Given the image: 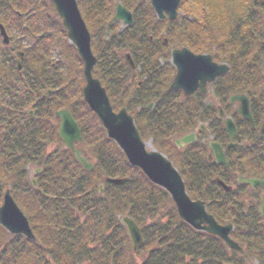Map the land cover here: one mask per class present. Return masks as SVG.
I'll return each instance as SVG.
<instances>
[{"label":"trees","instance_id":"obj_1","mask_svg":"<svg viewBox=\"0 0 264 264\" xmlns=\"http://www.w3.org/2000/svg\"><path fill=\"white\" fill-rule=\"evenodd\" d=\"M118 1L134 13L135 21L106 47L109 50L97 57V77L106 87L113 109L126 108L141 138H151L157 151L176 161L175 166L189 196L206 202V176L202 165L194 164L192 159L191 164L180 163L176 157L177 150L167 149L173 135L194 126V123H188L187 117L192 101H179L175 92L167 91L168 82H158L157 88L147 85L141 89L136 87L139 90L135 92V83L127 80L122 71L123 60L119 52L127 50L145 75L151 76L158 71L163 77L159 55L184 46L192 52L211 54L214 61L229 66V73L218 81L264 82V72L259 69L262 63L255 62L264 56V44L260 43L259 35L253 33V27L258 34L260 31L264 33L262 18H258L255 11L248 10L250 0H240L237 16L229 11L228 0H217L219 6L216 8L206 3V18L195 13L191 15V23L187 21L185 25L178 26L176 22L163 23L155 19L147 0ZM18 2L30 5L37 0ZM117 2L77 0L86 26L92 32V43L96 38L94 31L109 23ZM13 7L11 11L15 9ZM63 34L66 37L64 30ZM191 34H195L194 42H190ZM199 43H203L202 49L198 47ZM68 47L70 54H76L72 46ZM43 49L48 50L47 47ZM153 52L155 56L150 55ZM41 56L43 53L36 59H42ZM79 74L82 75L81 71ZM61 100L65 102L61 106L50 101L42 102L43 105L39 104L34 115L29 117L31 119H16L12 113V119L6 125L7 138L19 152V161L12 170L2 166L0 180L5 185H13L20 197H26V205L19 201L18 205L34 229V240L20 236H11L5 242L2 239V264H253L256 260L264 264V231L232 234L231 237L243 247V252L237 254L229 251L220 239L193 230L180 220L169 196L150 183L140 170L129 166L83 102L80 88ZM150 103L153 107L147 109ZM83 107L86 112H83ZM57 108L69 110L81 128V144L90 156L96 158L91 171H85L69 150L52 155L44 153L45 143L59 141L57 118L53 116ZM40 110L42 114L36 117ZM21 136L27 139L23 146L31 149L33 155L23 152L24 147L19 145ZM201 146L193 149L199 156L195 158H202ZM11 154L9 149L0 150V160L5 162L6 155ZM33 161L41 169L34 177L35 186L24 178L23 173L26 162ZM107 176L127 181L105 185L103 194L98 196V186L103 184L101 178ZM36 215L38 222L34 223ZM123 216L131 218L141 230L144 240L138 251L141 256L131 250L126 230L118 221ZM159 217L166 219L162 222Z\"/></svg>","mask_w":264,"mask_h":264},{"label":"flooded vegetation","instance_id":"obj_2","mask_svg":"<svg viewBox=\"0 0 264 264\" xmlns=\"http://www.w3.org/2000/svg\"><path fill=\"white\" fill-rule=\"evenodd\" d=\"M147 2L152 9L151 2L149 0ZM252 4L253 7L257 5L260 7L261 5L262 9L264 8V1L259 2L258 0L257 3L252 1ZM177 12H180L179 8ZM130 14L132 15L130 24L126 25L121 20L109 23L112 26L115 23L123 25L124 29L122 32L116 33V38L120 34H124L134 23L135 15L131 10ZM163 16L164 18L156 16V19L160 22H176V20H168L170 18L165 12H163ZM261 18L264 23V12L261 14ZM17 20H21V18L16 15L14 22ZM188 20L190 21L192 18L188 17ZM3 24L0 16V27L4 28L8 36L7 45L2 41L3 37L0 29V42L7 49V52L0 53V62L5 68H8V72L16 73L20 71L18 63H20V60L25 59V54L24 52H18V46L13 49L9 46L11 43L10 33L16 32L17 24H12L11 29L5 28ZM22 28H26V26L23 25ZM30 29L32 30V25L31 28L29 27ZM112 39V42L106 43L104 41V43L110 44L116 40L114 36L111 37ZM165 43H167L166 40ZM119 55L120 59L123 60L122 69L125 68L129 72L131 71L129 81L137 82V84L135 83V92L144 85L157 88L158 82H164L165 84L168 82L166 84L167 91L169 93L175 92L179 97V101L184 102V99L192 101L190 114L187 117L188 123L190 125L194 123V126L188 131H181L173 135L170 139L171 145L167 149L173 151L175 148L177 150L176 157L180 163H190L192 159L194 164L199 163L202 165L206 176V186L204 188L206 192V212L213 216L219 225H230L231 236L236 233L247 234L264 231V82L218 81L219 78L229 73V66L226 65L227 71L224 74L219 75L213 82L206 84L205 93H201L196 88L191 95L185 96L182 90L169 91V86L176 75V68H174L171 61L170 64H165L166 68L161 67L164 70L163 77L160 74L158 75V71L148 76L141 70V77L143 78L141 81L139 69L138 73L135 69L131 70L135 66V62L129 52L124 54L119 52ZM126 55L129 56L132 67L126 61ZM150 55L155 56V52ZM29 59L33 60L32 57H29ZM258 59H255V62L263 64L259 69L264 72V56ZM97 63L98 59L96 57ZM215 63L218 65L226 64L216 61ZM0 84L3 86V81L0 80ZM136 87L139 89H136ZM104 89L108 96L106 87ZM205 95L206 97H204ZM203 98H206V105ZM134 99H137V97H134ZM109 101L112 104L110 98ZM152 107L153 104L150 103L147 109H152ZM123 109L126 110V108ZM119 110H114V112L117 113ZM126 112L129 114L127 110ZM161 116L162 114L158 117ZM203 122H206V127L202 125ZM188 136H192L193 140L187 144L182 143L181 140ZM147 140L142 139L144 143ZM149 140L152 142L151 138ZM200 145H202L200 149L201 159L195 158L196 155L198 156V152L193 151ZM157 152L170 161L177 170L175 160H170L164 152ZM187 195L189 196L188 193ZM190 199L195 200L191 197ZM255 263H258V261L256 260Z\"/></svg>","mask_w":264,"mask_h":264},{"label":"rangeland","instance_id":"obj_3","mask_svg":"<svg viewBox=\"0 0 264 264\" xmlns=\"http://www.w3.org/2000/svg\"><path fill=\"white\" fill-rule=\"evenodd\" d=\"M12 1L13 2L11 4L1 1L0 16H1V20L4 23L3 24L4 27L7 29H11L12 24H17V29L15 32L16 34L10 33L11 36L9 37L11 43L9 46L11 49L18 46V52H24L25 59L21 60L20 63H18L20 67L22 65V69L16 73H12L11 71L8 72L7 71L8 68H5V66L2 65V63L0 62V71H1L0 80L3 81V86L0 84V150L7 151L9 149L10 152L12 153L11 155H6L5 162H3V160H0V168L3 166L6 170H12V168L14 167L13 165L16 163V161H19L17 160L19 156V152L12 146L11 141H9L7 138L8 127L6 125L8 124V120L12 119V115L14 114L16 119L19 118L31 119L29 117H32L34 115V112L37 110L36 108L38 106L43 105L42 102L50 101L52 103H57L59 104V106H61L62 102H64V100H61L62 98L67 97L71 93V91H76L79 88L82 90L85 84L82 75L80 76L79 74V71H82V64H80V59L78 60L77 58L79 57H76L75 56L76 54H73V52L70 54L71 49L69 50L68 46H71V43L70 41H68L66 37H64L63 34L64 29L62 27L61 20L55 13L53 7L51 6L50 1L37 0L35 4H30V5L20 4L18 0H15V2L14 0ZM115 1L117 2L118 0ZM252 1L253 0L249 1L248 10L255 11V13L258 14L259 16L258 18L261 19V14L264 12V8L262 9L261 5L260 7L258 5L256 7H253ZM260 1H264V0H259V2ZM228 2H229L228 4H230L229 11L233 13L235 12L237 16L240 0H236L233 2L231 0H228ZM17 3H19V5H15ZM206 3L214 6V8L219 6L217 0H207V2L206 0H182L181 6L178 7L180 11L178 12V16L176 17L178 19L174 18L168 20L171 21L176 20V24L180 26V25H185L188 20V17L195 13L198 16H202V18H206ZM12 5H14L15 9L11 11ZM15 13L21 15V20H17L16 22H14L16 19ZM154 17L156 19V15H154ZM165 22L167 21H164L163 23ZM189 22L191 23L192 20H190ZM240 24L241 23H238V25ZM23 25H25L26 28H22ZM31 25L32 28H34L33 30L34 32H32L31 29L29 30V27L31 28ZM101 27L102 28H99L98 31H94V33L96 34V38H95V43L94 42L92 43L91 50L95 57H98L102 53H104V51L109 50V48L106 47L108 45L113 44V43L105 44L104 41L108 40L114 33L122 32V30L124 29L121 23H115L114 26L108 23L107 25H103ZM253 29H254L253 33L259 35L258 39L261 41L260 43L263 45L264 33L260 31L258 34V31H256L254 27ZM177 33L180 34L178 30ZM191 37L192 40L190 42L192 41L194 42L196 39L195 34H191ZM117 39L118 38H116V40ZM202 44L203 43H199L198 45L200 49H202ZM43 47H47L48 50H44ZM183 47L184 46L176 49H182ZM0 49H1L0 53L7 52V49H5V45H3L1 42H0ZM125 52L127 53L128 51L127 50L120 51V54H124ZM40 53L41 54L43 53V56H41L42 59H36V56H39ZM96 53L99 54L96 55ZM171 53L172 52L169 51V53L163 52L162 55H159L158 58L159 66L163 67L162 65L165 66V64L168 63L170 64ZM194 53L196 55L202 54L196 52ZM205 54L206 53H204L203 55ZM29 57H32L33 60L29 59ZM107 60H108L107 63L110 64L109 58H107ZM35 63H38V66H36ZM97 67L98 65L95 63L94 68ZM94 68H93L94 70L93 76L98 79L97 72L95 71L96 69ZM148 68L149 67H146L147 70ZM138 69L140 73V80L142 81L143 78L141 77L140 67L137 66V69L135 71L136 73H138ZM122 71H124L126 79L129 80L131 71L129 72L126 69L124 70L122 69ZM133 82L137 84V82L135 81ZM204 97H206V95ZM203 100H205V105H206V98H203ZM61 109L62 108H57L56 110H54V112L59 111ZM82 109L83 112H86V109L84 107ZM54 112H53V116L55 115ZM40 114H42L41 110L38 112V115L35 116L40 117ZM55 124L59 129L60 121L58 118L56 119ZM202 125L206 127V122H203ZM26 140H27L26 138H23V136H21V142L19 143V145L24 147L23 152L28 151L29 154L33 155L31 149H25L26 145L23 146ZM145 143H146V149L148 151L152 150L151 149L152 142L148 139ZM44 145L45 147H43V150L46 155H52L57 152L67 150L65 144L60 139L58 143L52 144L49 142V143H45ZM75 148L79 150L80 154L83 155L89 163H91L93 166L96 164V158L90 156L86 148L81 143H75ZM35 164L36 163H34V161L26 162L23 168L24 178L29 183H34V179H35L34 177L41 172V169H39L38 165ZM112 179H121V178H112L108 176L101 178L103 184L101 185L99 184L98 186L99 189L97 192L98 196L103 194V188L105 187V185L107 184L114 185L107 182V180H112ZM5 191H10L14 200L17 201V204L19 201L22 203L23 206L24 204L26 205L25 202L27 199L25 196L20 197L19 196L20 194L16 193L15 187L13 185L11 184L5 185L2 183V188L0 190V206L2 205V198L4 196ZM19 208L22 212H24L21 209V205L19 206ZM35 217L36 219L34 220V223H37L38 222L37 215ZM120 218L118 221L121 222ZM159 219L162 222H164L166 218L159 217ZM28 222L31 230L34 232V229L31 227V223L29 220ZM11 236H20L22 238L27 239L24 235H15L8 232L0 225V264L3 263L1 258L3 257V254L1 252L2 251L1 241L3 239L5 242V240H8V238ZM30 241L33 240L31 239ZM138 251L134 252L132 250L133 253H137L136 254L137 256H141L140 252ZM137 262L138 263L140 262L138 258H137ZM253 264H260V263L254 262Z\"/></svg>","mask_w":264,"mask_h":264},{"label":"water","instance_id":"obj_4","mask_svg":"<svg viewBox=\"0 0 264 264\" xmlns=\"http://www.w3.org/2000/svg\"><path fill=\"white\" fill-rule=\"evenodd\" d=\"M150 1L159 18H164L163 12L167 13L170 19L176 17V9L180 0ZM50 2L62 19L68 40L74 45L84 64L83 99L101 122L107 137L122 151L129 165L140 169L150 182L161 187L170 195L182 221L194 230L219 237L230 250L241 252L238 244L229 237L231 226L219 225L211 215L206 213L204 202L192 201L188 197L185 185L171 162L154 150H146V145L141 140L134 121L126 110L122 109L118 113L113 112L105 90L99 81L92 77L91 71L95 65V58L90 50V35L81 19L76 1L50 0ZM114 20H121L127 25L131 23V15L121 6H117ZM1 33L4 42H7L4 31L1 30ZM125 58L132 67L130 58L128 56ZM171 60L176 68V75L169 91L182 90L185 96L191 95L196 88L201 93H205L206 84L213 82L219 75L227 71L225 65L215 64L210 55H194L185 48L173 51ZM56 117L60 119L59 139L85 170H91L92 165L85 161L78 150L74 149V143L81 141V131L77 123L65 110L57 112ZM192 140L193 137L188 136L181 142L187 144ZM125 181L122 179L107 180L114 185L122 184ZM121 221L129 234L132 249L136 251L143 242L140 230L136 223L128 217H122ZM0 225L12 234L24 235L28 239L34 238L26 217L14 202L9 191L5 192L0 207Z\"/></svg>","mask_w":264,"mask_h":264}]
</instances>
